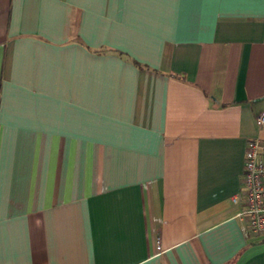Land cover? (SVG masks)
<instances>
[{"label": "crops", "instance_id": "obj_1", "mask_svg": "<svg viewBox=\"0 0 264 264\" xmlns=\"http://www.w3.org/2000/svg\"><path fill=\"white\" fill-rule=\"evenodd\" d=\"M262 112L264 0H0V264H264Z\"/></svg>", "mask_w": 264, "mask_h": 264}, {"label": "built area", "instance_id": "obj_2", "mask_svg": "<svg viewBox=\"0 0 264 264\" xmlns=\"http://www.w3.org/2000/svg\"><path fill=\"white\" fill-rule=\"evenodd\" d=\"M258 126L264 125V112L256 118ZM241 189L232 196L239 205L236 217L246 236H264V140L253 138L245 152Z\"/></svg>", "mask_w": 264, "mask_h": 264}]
</instances>
